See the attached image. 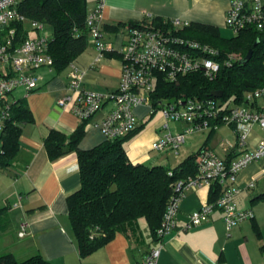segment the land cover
Segmentation results:
<instances>
[{
	"label": "crops",
	"instance_id": "crops-1",
	"mask_svg": "<svg viewBox=\"0 0 264 264\" xmlns=\"http://www.w3.org/2000/svg\"><path fill=\"white\" fill-rule=\"evenodd\" d=\"M98 2H102L101 29L104 24L121 23L123 26L116 31L102 30L112 50L105 52L101 59L95 60L96 51L88 36V46L72 61L71 64L83 72L80 86L89 91L109 92L118 88L122 63L117 49L124 43L125 28L131 22H151L165 28V20L176 18L211 25L224 37L228 29L225 15L230 0H86L87 12ZM158 21L161 25L156 23ZM23 26L30 36L34 35L25 22ZM38 73L41 79L37 89L28 93L17 89L8 96L29 110L31 120L19 122L18 152L12 164L0 168V253H12L18 260L40 254L49 264H137L145 252L156 245V239L142 221L126 232H116L103 246L80 256L66 204V196L80 184L77 156L71 152L50 160L43 143L49 130L68 135L81 123L69 108L57 104V100L68 92L70 66L60 72L41 67ZM107 110L108 107L103 106L87 120L79 148L89 149L105 140L96 124ZM135 113L139 118L137 127L143 123L144 126L127 143L126 152L132 163L170 164L173 160L178 163L200 149L202 141L197 140L198 136L192 137L201 135L197 132L187 136L186 145L184 143L177 153L152 150V142L162 134L163 118L153 119L156 113L150 114L147 105L137 106ZM256 125L246 137L250 147L264 135L254 129ZM170 126L182 127L178 123H170ZM209 139L201 149L213 150L229 160L240 155V150L234 147L235 138L234 142L222 139L217 146ZM250 182H253L252 187L248 186ZM234 186L238 189L234 196L236 206L252 209L253 217L227 231L222 210L215 208L207 220L185 229L187 215L209 200V186L189 190L180 201L176 226L163 237L157 264L264 263V173L261 163L253 161L244 167ZM22 223L27 227L20 235Z\"/></svg>",
	"mask_w": 264,
	"mask_h": 264
},
{
	"label": "built area",
	"instance_id": "built-area-1",
	"mask_svg": "<svg viewBox=\"0 0 264 264\" xmlns=\"http://www.w3.org/2000/svg\"><path fill=\"white\" fill-rule=\"evenodd\" d=\"M20 1L0 0V152L1 134L14 103V99L8 96L17 89L26 93L37 89L41 79L38 70L41 67L53 68L48 53L50 33L45 24L30 20L34 35L18 41L14 25L18 22L24 24L27 20L18 10ZM101 7L102 2H98L86 15L89 42L95 48L96 61L112 50L100 27ZM164 24H167L166 28L152 23H138L125 28V41L117 49L122 65L116 90L95 92L83 89L80 86L83 72L71 64L68 92L57 100V104L69 108L80 121L89 119L107 106L106 114L96 125L105 140H112L136 128L139 120L135 113L137 106L147 105L150 114L154 113L150 94L159 75L169 82L175 81L180 74L196 71L213 78L220 69L216 58L218 51L174 32L188 22L174 18L165 20ZM225 25L235 33L248 26L264 31V1L230 0ZM239 57L231 53L224 62L228 64ZM158 110L163 118L162 134L152 142V150L177 153L190 134L208 132L224 124L233 129L234 147L240 150V155L227 161L210 149H202L198 153L196 173L174 183L162 222L156 230V245L149 248L137 264H157L163 237L176 226L180 201L189 190L210 186L214 182L221 186L215 199L204 202L187 215L184 228L201 224L213 209L219 208L223 212L226 230L230 231L242 220L253 217L252 209L238 208L234 202L238 192L234 186L238 173L253 161L261 163L264 173V135L253 147L249 146L246 138L254 124L264 130V85L246 91L241 101L232 105L220 102L217 97H177L165 100ZM171 122L182 127L171 128ZM248 186L252 187L253 182ZM26 227V223L21 224L20 235L25 233Z\"/></svg>",
	"mask_w": 264,
	"mask_h": 264
},
{
	"label": "trees",
	"instance_id": "trees-1",
	"mask_svg": "<svg viewBox=\"0 0 264 264\" xmlns=\"http://www.w3.org/2000/svg\"><path fill=\"white\" fill-rule=\"evenodd\" d=\"M18 10L27 20L42 22L47 26L50 33L48 53L55 71L68 68L88 46L86 0H21ZM156 23L161 25V21ZM136 24L138 23L131 22L128 25ZM14 26L18 41L30 36L23 23L18 22ZM121 26V23L104 24L102 30L116 31ZM174 32L185 39L215 48L218 51L216 58L220 62V69L213 78L196 71L180 74L173 82L159 75L150 94L154 113L165 100L177 97H213L210 93L214 90H221V98L225 104L232 105L240 102L246 91L264 85V31L248 26L233 36L224 37L211 25L192 22ZM256 40L259 42L254 45ZM251 48V58L243 62L242 59ZM231 53L239 54L240 57L227 64L224 59ZM29 120V110L14 101L1 134L0 168L12 164L19 149V122ZM87 120H82L68 135L51 129L43 140L50 160L71 152H75L77 156L80 184L66 196V204L80 256H86L100 248L116 232H126L127 229L139 226L141 221L146 225L148 233L156 239V230L162 222L174 183L196 173V157L215 129L208 131L206 141L198 151L189 154L176 165H146L132 163L126 152L128 141L139 132L144 123L122 137L104 140L89 149H81L79 142ZM226 160L229 161L228 158ZM220 191L221 186L217 182L212 183L209 186V201L215 199ZM0 264L49 262L40 254L18 260L12 253H0Z\"/></svg>",
	"mask_w": 264,
	"mask_h": 264
},
{
	"label": "rangeland",
	"instance_id": "rangeland-1",
	"mask_svg": "<svg viewBox=\"0 0 264 264\" xmlns=\"http://www.w3.org/2000/svg\"><path fill=\"white\" fill-rule=\"evenodd\" d=\"M151 23V22H150ZM153 24V23H152ZM26 28L29 29L31 31L32 29V22H30V20H26L25 22ZM227 32H225V37H229V36H233L236 33L233 32L230 28H228L226 30ZM236 54V53H235ZM239 55V54H238ZM240 56V55H239ZM220 102L224 101L221 97L218 98ZM226 103V102H225ZM157 117H161V113L159 110L156 111L155 117L153 119H156ZM172 123V122H171ZM256 125V124H255ZM161 127V124H160ZM258 133H262L264 132V130H262L258 125L255 126L254 128ZM201 135H192V137L194 136H198L197 140L199 142L202 141V143L204 141H206L207 138V134L208 132L205 133H199ZM228 139L230 142H234V138H235V134L233 132V129L230 126L224 125V124H220L215 130L214 132L210 135V139L209 141H211V144L213 143L214 145L218 144L219 141H221L222 139ZM188 140V138H187ZM186 141H185V145H186ZM209 144V143H208ZM217 146V145H216ZM209 147V146H208ZM217 149H220L219 147H217ZM182 156V155H180ZM177 163H174L173 161H170V165H176Z\"/></svg>",
	"mask_w": 264,
	"mask_h": 264
},
{
	"label": "water",
	"instance_id": "water-1",
	"mask_svg": "<svg viewBox=\"0 0 264 264\" xmlns=\"http://www.w3.org/2000/svg\"><path fill=\"white\" fill-rule=\"evenodd\" d=\"M262 41H264V40H262ZM258 42H259V40H256V42L254 43V45L257 44ZM252 52H253V49H252V48L249 49L248 52H247V54H246V55L244 56V58L242 59V61H243V62L248 61V60L251 58ZM210 94H211V96H213V97H217V98H219V97L222 96V91H221V90H214V91H212Z\"/></svg>",
	"mask_w": 264,
	"mask_h": 264
}]
</instances>
